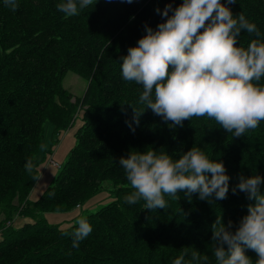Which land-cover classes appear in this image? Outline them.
<instances>
[{"label": "trees", "instance_id": "1", "mask_svg": "<svg viewBox=\"0 0 264 264\" xmlns=\"http://www.w3.org/2000/svg\"><path fill=\"white\" fill-rule=\"evenodd\" d=\"M60 2L17 0L19 7L12 11L0 0V201L14 191L22 197L35 185L38 169L28 172L25 163L39 152L43 124L49 122L57 136L76 118V105L60 88L62 77L71 71L88 81L76 143L33 205L43 212L70 209L105 181L117 193L84 215L92 232L78 248L70 235L76 221L64 229L47 222L13 227L0 241V264H172L185 249V264L193 249L207 255L208 264H217L212 225L220 216L225 225L231 220L235 231L253 203L238 189L233 194L238 177L259 175L264 180V121L242 137H233L206 116L172 127L138 102L141 85L123 80L120 58L137 46L145 25L155 30L166 19L156 9L162 11L166 4L175 8L183 0H94L73 17L57 10ZM226 6L234 16L243 13L255 23L264 42V0ZM255 38L242 31L238 46L247 48ZM259 83L264 85V77ZM132 108L144 110L138 125ZM193 146L223 163L229 176L226 199L212 197L209 202L192 194L189 200L179 192L178 200L165 195L167 207L154 211L144 209L143 200L125 202L134 190L118 163L121 157L154 149L178 159ZM246 255L255 264L256 254L246 249Z\"/></svg>", "mask_w": 264, "mask_h": 264}, {"label": "clouds", "instance_id": "2", "mask_svg": "<svg viewBox=\"0 0 264 264\" xmlns=\"http://www.w3.org/2000/svg\"><path fill=\"white\" fill-rule=\"evenodd\" d=\"M3 2L12 11L19 7L17 0ZM236 2L183 0L175 8L166 4L162 11L156 9L166 18L164 22L155 30L145 25L146 34L137 46L129 47L127 55L120 58L123 80L143 88L138 102L145 105L144 110L151 109L172 127H183L185 120L206 116L233 137H242L264 121V85L259 83L264 77V42L255 23L243 13L234 16L226 6ZM93 3L94 0H62L56 7L66 17H73ZM242 31L256 37L247 48L238 46ZM132 109L133 122L138 125L144 110ZM118 163L134 190L124 197L130 205L143 200L144 209H165V195L178 200L179 192L189 200L192 194L209 202L212 197L227 198L229 176L223 163L213 161L199 147L193 146L178 159L154 149L130 151ZM32 167L29 159L25 169L31 172ZM238 181L233 194L238 189L253 203L235 231L231 220L225 225L217 217L212 225L213 255L217 264H252L247 249L256 254L255 264H264V180L259 175H241ZM75 223L70 235L72 246L78 248L92 232V226L83 216ZM188 255L185 249L172 264H185ZM208 260L207 255L201 256L193 249L188 264H208Z\"/></svg>", "mask_w": 264, "mask_h": 264}, {"label": "rangeland", "instance_id": "3", "mask_svg": "<svg viewBox=\"0 0 264 264\" xmlns=\"http://www.w3.org/2000/svg\"><path fill=\"white\" fill-rule=\"evenodd\" d=\"M88 81L75 72H67L61 79L60 88L66 98L76 105L72 124L59 135L53 133L49 122L43 124L38 142L39 152L32 156L33 168L36 170V183L20 197V191L12 192L5 200L0 201V241L3 234L14 228H22L39 222H47L64 229L72 225L81 216L94 212L112 201L116 186L105 181L100 188L82 204L70 209L58 208L52 212L37 210L33 202L53 183L55 175L67 159V155L76 143L75 134L81 124V99L87 91Z\"/></svg>", "mask_w": 264, "mask_h": 264}]
</instances>
